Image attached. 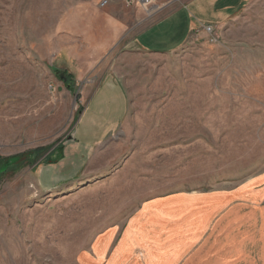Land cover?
<instances>
[{"label":"rangeland","instance_id":"rangeland-1","mask_svg":"<svg viewBox=\"0 0 264 264\" xmlns=\"http://www.w3.org/2000/svg\"><path fill=\"white\" fill-rule=\"evenodd\" d=\"M190 1L0 0V264H81L96 236L117 225L120 240L143 202L176 193L189 230L178 239L167 237L176 222L148 225L163 255L152 245L147 264H166L169 253L170 264H264L257 222H223L235 203L226 192L264 183V0L237 4L211 35L201 25L219 18L196 15ZM187 3L201 27L182 48L135 44ZM106 72L129 97L121 135L79 165L88 177L39 169L64 154L85 87ZM212 195L221 205L209 212ZM230 239L238 252L225 250Z\"/></svg>","mask_w":264,"mask_h":264},{"label":"crops","instance_id":"crops-1","mask_svg":"<svg viewBox=\"0 0 264 264\" xmlns=\"http://www.w3.org/2000/svg\"><path fill=\"white\" fill-rule=\"evenodd\" d=\"M245 2L247 0H192L189 3L194 7L193 13L196 15L207 11L209 13L212 11L216 14L219 18V23L212 25L218 27L226 22ZM189 3L173 10L141 30L134 39L135 44L140 49L153 53H173L182 48L193 33L200 32L199 28L205 26V24H202L195 29V25L188 20V14L183 12V9ZM237 4L241 6L235 8ZM164 7L163 5L162 8ZM232 8H235L236 11L231 14ZM121 24L116 21L117 34L122 30ZM122 27L125 26L122 24ZM84 94L86 102L74 129V139L70 140L64 154H55L53 156L56 158L55 160L49 159L50 162L41 164L39 168L55 166V176H59V173L62 175L59 178L77 179L88 177L89 175L86 174H89V172L83 171L81 173L79 165L86 160L88 161L86 157L90 158L97 148H100V150L105 149L111 144L112 140H117L116 138L122 133L121 130L129 112L128 94L120 78L113 72H106L95 86L90 88L87 85ZM67 164H70L68 167L71 170L68 172L65 170V173H63V170L59 167ZM77 171L79 172L77 173ZM43 184L47 186V183L43 182ZM180 196V193H176L143 202L141 207L125 221L132 222L127 228L129 233L117 240L119 227L116 225L115 231V225H113L106 233L96 236L91 250L80 256L81 264H147L146 260L149 258L148 248L154 249L156 247L153 240V229L149 226L160 222L161 228L165 229L162 222H176L167 230V237H171L172 234L178 239H181V236L187 234L189 230L186 222V226L181 223L184 222L183 214L185 210L183 207L185 198ZM226 196H230L231 199L234 198L235 203L223 222H257L258 228L260 227V235L264 240V183L258 187H246L226 192ZM174 201L177 204L180 203L181 208L180 210L172 208L169 211V208L174 205ZM219 202L220 198L212 195L207 204V211H214L221 205ZM177 211L180 213L178 214ZM178 218H180V221ZM116 222H120L119 219ZM138 222L142 225L140 226ZM205 223L192 222L189 227L194 225L201 226ZM227 241L225 250L228 253L233 250L239 251L238 246L232 243V239ZM156 249L160 255H163L162 247L157 246ZM137 251L139 254L136 255ZM223 257L225 261L218 258L217 263L230 264V261L227 260L228 258ZM150 259L153 258L151 257ZM157 259L162 260V256ZM165 259L164 262L170 264L175 257L172 253H169ZM157 263L159 264L160 262L157 261ZM248 264L251 263L249 262Z\"/></svg>","mask_w":264,"mask_h":264},{"label":"built area","instance_id":"built-area-1","mask_svg":"<svg viewBox=\"0 0 264 264\" xmlns=\"http://www.w3.org/2000/svg\"><path fill=\"white\" fill-rule=\"evenodd\" d=\"M110 0H103L102 5H106ZM128 5L134 3L136 0H124ZM145 2H149L150 0H144ZM204 29L211 35L215 31V27L213 25H205Z\"/></svg>","mask_w":264,"mask_h":264},{"label":"trees","instance_id":"trees-1","mask_svg":"<svg viewBox=\"0 0 264 264\" xmlns=\"http://www.w3.org/2000/svg\"><path fill=\"white\" fill-rule=\"evenodd\" d=\"M71 79H72V78H71ZM71 82H72V81H71ZM25 156H26V155H23L22 157H25ZM22 157L20 156V158H18L17 161H16V160H14L13 162L11 161L10 163L12 164V167H10V168L12 169L13 166L17 165L18 162L22 161V160H23ZM26 158H28V157L26 156ZM12 159H13V158H12Z\"/></svg>","mask_w":264,"mask_h":264}]
</instances>
